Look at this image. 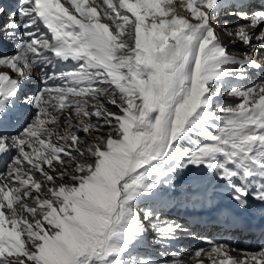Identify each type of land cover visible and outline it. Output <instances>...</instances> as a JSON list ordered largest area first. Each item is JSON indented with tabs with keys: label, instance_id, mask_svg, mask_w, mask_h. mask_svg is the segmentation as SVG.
<instances>
[{
	"label": "snow or ice",
	"instance_id": "obj_1",
	"mask_svg": "<svg viewBox=\"0 0 264 264\" xmlns=\"http://www.w3.org/2000/svg\"><path fill=\"white\" fill-rule=\"evenodd\" d=\"M201 227L264 237V0L0 3V264H264Z\"/></svg>",
	"mask_w": 264,
	"mask_h": 264
},
{
	"label": "bare ground",
	"instance_id": "obj_2",
	"mask_svg": "<svg viewBox=\"0 0 264 264\" xmlns=\"http://www.w3.org/2000/svg\"><path fill=\"white\" fill-rule=\"evenodd\" d=\"M37 86V83L36 82H33V83H30V84H28V88H30L31 90L34 88V87H36ZM16 121H18V120H13L12 121V124H11V126H10V131L12 132V134L16 131V130H18L19 129V127H16L15 126V122ZM183 219H190V217L189 216H183ZM199 230H201L202 231V234L203 235H205V234H207V228H203V227H201ZM213 232V231H215V232H219V231H216V230H213V229H211L210 228V232ZM254 230H252V231H249L248 232V235L250 234H253L254 235ZM240 233L241 232H239V233H235V234H232V233H230V237H232V238H237V236H238V238L240 239L242 236L240 235ZM255 235L256 236H260L261 237V235H260V230L259 229H255ZM245 237V236H244ZM232 238L230 239V244H233V242H232ZM243 238V237H242ZM245 239V238H244ZM214 240H220L221 241V239H218V238H216V239H214ZM183 242H185V241H187V243L189 244V243H197V242H199V241H194V240H192V238H188V240L187 239H184V240H182ZM223 241V240H222ZM232 242V243H231ZM202 244V245H201ZM204 244H206V243H204ZM236 244V243H235ZM198 246V248L199 247H206L207 246V244L206 245H203V243H201V242H199V244L197 245ZM239 246L240 247H243V242H241L240 244H239ZM257 248V246L256 247H253L252 248V251H254L255 249ZM190 251V250H189ZM251 251V250H250ZM241 254V253H240ZM239 253H236V252H233L232 253V255L233 256H239L240 255Z\"/></svg>",
	"mask_w": 264,
	"mask_h": 264
},
{
	"label": "rangeland",
	"instance_id": "obj_3",
	"mask_svg": "<svg viewBox=\"0 0 264 264\" xmlns=\"http://www.w3.org/2000/svg\"><path fill=\"white\" fill-rule=\"evenodd\" d=\"M223 19V18H222ZM225 39L227 40L228 38L227 37H225ZM230 47H231V45H230ZM238 47V46H237ZM225 99V101H227V102H232V100H233V98H231V97H225L224 98ZM174 215H176V213H173ZM185 220H188L189 222H191V218L190 219H185ZM198 231H200L201 233H202V231L201 230H199L198 229ZM212 232V231H211ZM203 235V234H202ZM203 236H205L207 239H210L211 237L210 236H212V235H210V234H205V235H203ZM188 238H192V240H194V241H199V242H201V243H203V245H206V244H204V243H206V240L205 239H202V238H195L194 236H185V237H182V239H181V247H183V248H185V250L186 251H192V250H194V249H196V248H198V244H199V242H197V243H187V241H185V242H183L182 240H184V239H187L188 240ZM245 238V237H244ZM250 239V238H249ZM249 239L247 240V241H244V243L246 242V243H248V241H249ZM212 240H214V239H212ZM217 241H220V240H217ZM221 242V241H220ZM236 242V241H235ZM258 242H261L260 243V247H262V246H264V239H260ZM232 243V242H231ZM202 245V244H201ZM244 245L245 244H243V247H240L239 246V244H231V246L233 247V248H236V249H240V250H246V251H252V249L250 248L249 250L246 248V246L244 247ZM256 246H257V248H260L259 247V244L258 243H256ZM255 246V247H256ZM255 249L254 251H256V250H258V249ZM236 253H239L240 254V252L239 251H237Z\"/></svg>",
	"mask_w": 264,
	"mask_h": 264
}]
</instances>
